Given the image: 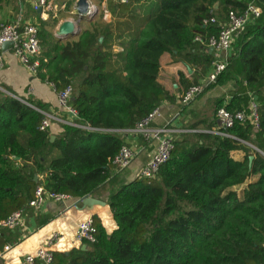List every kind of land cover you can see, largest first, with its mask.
Here are the masks:
<instances>
[{
	"label": "trees",
	"instance_id": "trees-1",
	"mask_svg": "<svg viewBox=\"0 0 264 264\" xmlns=\"http://www.w3.org/2000/svg\"><path fill=\"white\" fill-rule=\"evenodd\" d=\"M140 1L144 18L132 17L142 22L119 40L98 19L66 39L53 31L59 17L41 20L37 76L57 91L72 85L79 122L105 132L68 125L42 131L43 105L1 85L11 94L0 89V220L26 209L40 184L76 199L100 196L115 178L111 160L125 143V135L112 130L131 128L174 100L159 81L162 55L194 69L190 76L179 73L183 89L199 83L212 68L207 40L220 30L204 20L225 21L230 11L240 14L256 3L261 16L238 32L236 54L208 86L236 83L228 103L224 95L217 99L215 114L220 107L249 113L256 96L259 128L236 122L227 129L236 139L180 134L155 178L137 176L110 190L116 228L94 215L96 241L69 255L55 252L52 264H264V0H126L117 8L130 13ZM216 123L214 116L208 127ZM235 149L245 151L243 161L231 156ZM238 185H244L242 197L233 188ZM11 238L18 241L0 227V248Z\"/></svg>",
	"mask_w": 264,
	"mask_h": 264
},
{
	"label": "crops",
	"instance_id": "crops-1",
	"mask_svg": "<svg viewBox=\"0 0 264 264\" xmlns=\"http://www.w3.org/2000/svg\"><path fill=\"white\" fill-rule=\"evenodd\" d=\"M91 1L99 6V11L93 18H84L80 20L76 14V0H49L53 8L48 10L45 16H43L40 11L33 8L31 0H0V28L3 24L13 22L17 20V18H21L25 23H34L40 27L41 20H47L53 15L59 17V21L53 29L56 35V30L59 25L66 19H72L78 22V24H80V31L83 25H87V22L98 19L101 27H108L113 37L119 40V36H126L127 32L133 30L137 27V24L142 22V19L140 21L138 17L136 20L133 19L132 15H138L142 18H144L145 15L142 5L146 3H142L141 1L132 5L134 11L130 13L122 12L117 8L120 1L126 2V0ZM12 5L16 10L15 16L9 15L7 12L4 13L5 9L13 13ZM217 6L218 4H216V7ZM5 49V65L0 69V89L10 93L1 85L6 86L14 92L15 96L25 102H27V100L40 102L44 108L42 110H56L58 105L57 90L52 83L43 81L37 75L32 74L19 61L11 48ZM193 71V68L183 61L177 58L175 59L170 53H164L161 57L159 81L174 96V100L165 101L159 106L161 115L156 118L155 123L157 125L173 123L178 130H183V132L175 133V138L185 132H209L212 127L209 128L208 124L210 121L214 120V116H216L214 107L217 103V99L224 95L228 103L231 99L228 92L236 86L235 81H230L225 85L209 87L208 85L211 83L206 80L209 73L208 71L204 77L199 79V83H197H204L203 91L197 94L189 104L183 105L180 103V97L185 89H183L180 84L179 73L185 72L187 76H190ZM191 124H195L196 128H190L189 125ZM217 124L218 122L215 126H217ZM50 129L54 133H57L61 130V125L55 124ZM126 141L131 143L137 151L134 160L129 167L119 173H116L113 168L112 178H114V176L115 178L106 186L100 196H93L106 201L105 206L95 205L91 210L83 209L82 202L74 197L61 202L48 200L39 211H35L28 206L25 209V225L22 228L10 229L18 236V241L15 238H11L8 243L0 248V250H3L6 245H10L11 247V250L7 254V258L5 256L4 259L0 258V260L6 264V261L17 259L20 256L35 251L38 245L44 243L46 238L54 231L61 232V242L58 249L61 250V253L64 252L62 254L69 255L73 248V235L77 223L90 215H98L105 228L114 230L116 228V223L107 202L110 190L139 176L143 166L152 157L157 144L156 141H145L140 136H129L126 138ZM231 156L235 160L243 161L245 158V151L243 149H235L231 152ZM233 188L236 190V186Z\"/></svg>",
	"mask_w": 264,
	"mask_h": 264
},
{
	"label": "built area",
	"instance_id": "built-area-1",
	"mask_svg": "<svg viewBox=\"0 0 264 264\" xmlns=\"http://www.w3.org/2000/svg\"><path fill=\"white\" fill-rule=\"evenodd\" d=\"M33 8L40 11L45 16L48 10L53 8L49 0H31ZM89 1L90 13L98 12V7L91 0ZM78 0H76L77 4ZM75 4V8H76ZM262 14V8L256 3L248 5L242 13L230 11L228 18L221 21L216 17H210L204 20L205 24L217 23L220 27L218 34L211 35L207 40V46L213 54L212 68L208 73L207 82H215L217 77L226 69L231 57L236 54L235 47L236 36L246 25L259 18ZM40 27L37 24L23 22L21 18L3 24L0 28V69L5 65V44L7 48L13 51L19 61L34 75L38 74L40 67L39 54L41 45L39 40ZM197 40L203 42L201 36L196 37ZM204 84V83H203ZM203 84H194L184 90L180 97V103L189 104L194 97L203 91ZM54 86V84H52ZM55 88V86H54ZM56 89V88H55ZM74 87L68 85L57 91L58 105L56 110L46 111L38 109L43 118L39 125L42 131L48 130L55 124L68 125L86 130L104 131L79 122V112L72 104ZM259 102L253 94L250 100V112L246 111H230L226 107L218 108L216 112L217 126L212 127L209 132L221 137L237 138L230 134L227 129L235 125L236 122L245 123L250 120L254 128H259ZM161 115L160 107L153 109L147 116L139 120L133 127L112 130L125 135V143L120 148L117 155L111 160L112 167L116 173L121 172L129 167L134 160L137 151L131 143L126 141L129 136H140L145 141H156V148L152 157L146 162L139 173L140 177L155 178L162 166L171 156L175 148V133L183 132L178 130L173 123L165 125H157L155 120ZM110 131V130H107ZM252 147L258 150L255 146ZM68 198H72L70 194L49 191L44 184L38 185L34 198L30 201L29 207L35 211H39L48 200L61 202ZM79 198L78 201H81ZM25 209H19L13 212L9 217L0 220V227L9 229L22 228L25 225ZM97 239V227L95 225L94 215H90L77 223L76 230L73 235V248L85 247L87 243H94ZM61 242V232L54 231L45 242L38 245L35 251L20 256L17 259L6 261V264H34L41 262L43 264H52L55 252H61L58 249ZM11 250L10 245H6L0 250V258H7L8 252ZM64 253V252H62ZM68 255V254H67Z\"/></svg>",
	"mask_w": 264,
	"mask_h": 264
},
{
	"label": "water",
	"instance_id": "water-1",
	"mask_svg": "<svg viewBox=\"0 0 264 264\" xmlns=\"http://www.w3.org/2000/svg\"><path fill=\"white\" fill-rule=\"evenodd\" d=\"M89 9V1L88 0H78L76 4V14L79 17L80 20L84 18H93L97 12L90 13L88 11ZM79 31H77V22H75L72 19H66L63 21L58 29L56 30V35L61 39H66L69 37H74L78 35ZM8 44H5L4 47L7 48ZM55 136H52V139H54ZM253 156H250V165L252 163ZM82 202V208L83 209H93L95 205L105 206L106 201L101 200L99 198L93 197L91 195L85 196L81 199ZM85 249V247H83Z\"/></svg>",
	"mask_w": 264,
	"mask_h": 264
},
{
	"label": "rangeland",
	"instance_id": "rangeland-1",
	"mask_svg": "<svg viewBox=\"0 0 264 264\" xmlns=\"http://www.w3.org/2000/svg\"><path fill=\"white\" fill-rule=\"evenodd\" d=\"M97 7H99V6H97ZM12 9H13V13H10L9 11H8V9H5V11H4V13L5 12H7V14H9V15H13V16H15L16 15V10L14 9V6L12 5ZM98 11H99V8H98ZM79 25L80 24H78V22H77V31H80V27H79ZM244 185H238V186H236V190L239 192V195L242 197L243 196V191H244Z\"/></svg>",
	"mask_w": 264,
	"mask_h": 264
}]
</instances>
